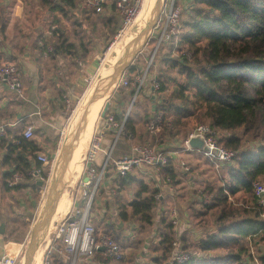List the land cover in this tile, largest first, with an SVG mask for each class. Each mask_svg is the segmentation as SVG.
<instances>
[{
  "label": "trees",
  "instance_id": "trees-1",
  "mask_svg": "<svg viewBox=\"0 0 264 264\" xmlns=\"http://www.w3.org/2000/svg\"><path fill=\"white\" fill-rule=\"evenodd\" d=\"M40 2L53 16L50 24L56 26L53 49L50 52L52 57L62 55L72 59L86 58L87 50L84 43L79 41L77 46L73 41H69L66 31L57 26L65 17L80 16L74 10L79 0L59 2L40 0ZM183 14H187V18L182 21ZM182 15L180 21L188 28L181 37L182 42L187 46L185 51L190 50L194 60H197L195 58L200 54L205 65L194 70L183 63L187 56H181L179 62L185 66L183 69H185L186 81L179 83L170 98L182 100L184 103L175 104L169 99L159 103L158 109L164 116L167 117L172 113L170 121H165L163 125L168 133L173 135L171 129L184 124L183 120L190 117L197 120L205 119L209 122L208 126L219 133L216 136L217 143L235 151L233 164L221 168L222 171L225 170L222 176L223 184L221 183L217 188L211 185L205 189L213 196L210 203H204L206 208L210 211L214 209L218 211L214 229L198 240L181 233L180 242L183 249L191 251L190 259L184 264H264V253L256 256L252 251L256 245H264V217L253 194V183L264 178V0H190ZM80 22L78 21V24L82 25V21ZM110 22L111 18H107L106 23ZM5 25L0 16V32L4 31ZM169 42L172 43L173 40ZM162 45L158 47L154 56L158 54ZM179 62L167 60L172 68ZM129 70L135 72L136 67H130ZM138 74H134L132 80ZM261 75L263 78L257 80ZM248 86L254 90V96L248 94ZM135 88L136 84L133 83L132 89L124 93L126 99L134 95ZM160 89H163V86ZM188 92H192V99L187 98ZM200 108L204 111L201 112ZM113 114L115 119L120 121L125 113ZM124 128L126 137L128 133L134 131L133 118L128 113ZM12 131L13 129L8 128L5 135ZM5 140L4 146L8 141L1 139L3 142ZM247 141L258 142L259 146L254 149L244 148L243 145ZM34 145L35 142L32 140L22 141L19 146H11L7 149L2 163L12 167V171L4 175V188L22 187L20 183L13 187L7 186L6 181L12 172L21 173L26 179L30 178L27 173L32 169L30 160L35 154L29 146L33 148ZM170 163L171 159L168 157L160 179L166 175L172 178L175 176ZM36 167H41L39 161ZM43 170L46 177L47 170ZM134 171L123 176L117 175L118 193L134 183L137 189L127 201L118 195L115 202L118 209L117 216L121 222L129 224L136 221L142 227L152 222V209L157 203L155 195L159 192L158 188L144 181L138 173L140 170ZM33 189L35 192L40 190L36 182L33 183ZM238 193L249 197L252 203L234 207L229 200ZM92 208L93 201L90 211ZM164 212L167 213L162 211L159 217L161 228L158 239L152 247L154 253L151 258L152 264H176L170 260L175 232ZM205 212L199 211L195 215L202 217L206 215ZM111 228L118 230L116 226L111 225L104 231L112 233ZM9 235H6V239H9ZM114 238L117 240L118 236ZM20 239L14 237L13 240L20 241ZM203 254L205 255L202 257ZM207 254L211 255L208 257ZM92 259L99 264L108 263L98 253ZM49 264L67 263L57 254L51 253Z\"/></svg>",
  "mask_w": 264,
  "mask_h": 264
},
{
  "label": "rangeland",
  "instance_id": "rangeland-1",
  "mask_svg": "<svg viewBox=\"0 0 264 264\" xmlns=\"http://www.w3.org/2000/svg\"><path fill=\"white\" fill-rule=\"evenodd\" d=\"M144 1V0H143ZM154 1V0H153ZM146 1H144L143 7L145 5L144 10L142 11L143 7L139 10L136 20L138 21V26L136 33L134 37H141V48L139 49L138 47L133 51L132 53H127V49L130 44V42L125 45L122 49L119 51H113L111 48H114V42H119L121 43L123 36L127 30L130 29V27L123 29L122 30L121 24H120V19L117 16L116 13L110 16H102V15H92L90 16L89 20L87 22H84V19H81L84 15V13L80 14V11H78L77 15H71L68 17H65L62 19V22L56 23L58 24L57 26L61 27L65 32V34L68 36L69 41H73L76 43L78 46L79 41L83 42L86 50H87V55L86 59L90 61L93 66H94V57L93 55L97 52H105L106 57L104 60V64L102 67L95 72H91V74L85 76L86 79L84 82L81 84V86L77 89H75V93L77 95L76 100L74 101V108L75 111L72 113L71 118H70V123L68 125L67 133L66 135L62 138V140L59 141V144L57 142V147H55L54 151V157L53 161H51L47 167V175L44 177V182L43 185L40 187V190L38 192H35L32 189H24L21 190L20 192H15L13 191L15 197L11 199L10 202V207H12L11 210V216H13L14 219L8 223V219L6 220V224L4 226V230L7 228V232L11 229L9 237H19L21 238V242L19 246L16 245L14 249V261L13 264H22L26 255H27V249L30 245V237H31V229L32 225L34 224V221L38 217V214L40 213L39 210L42 206L45 205L46 202H42V198L44 195V189L49 181V179L53 175V168L56 166L59 160V151L61 147L67 142L68 138L70 135L74 132L76 129L77 125L79 124L81 117L85 111V102L89 98L90 91H94L100 84L103 82L101 79V75L106 72L107 77L106 79L111 81L112 84L110 85L109 88L105 87L102 95L97 99V102L101 105V108L97 114V118L94 121V123H87L79 127V129L75 133V144H74V149L73 152H75V147L78 144V161L76 164L73 166V158H74V153L72 152L71 159L68 163L67 170L64 175V180H67V182L61 186L59 193H58V199L56 201V204L54 205L55 210L53 212V216L51 218L52 222L51 224L48 225L47 234H49L50 237V243L51 246L47 247V249L44 252L43 259H42V264L44 262V258L46 254L49 251V255H51L52 251V246L59 244L61 245V242L59 240H54V233L52 234V231L54 230L57 222L61 219L60 217L63 216V211H58L57 213L55 212L57 210V205L59 202V198L64 193L66 190H70L71 194V203L72 204V198L76 197L78 194V188H79V174L82 170L83 165L85 164V152L88 151L89 145L90 144V139H92L94 129L96 126L97 121L99 120L100 113L102 111V107L105 102H108V107L106 111H111L112 113H117V112H124L128 113L132 116V118H136L139 121V128H140V137L137 138L139 142L138 144H150L156 148L160 147L162 148L166 153H168L170 150H177L178 152H184V147H183V142L184 138L186 135L191 132L194 128V126L198 124H204L208 125V121L205 119L202 120H197L194 117H190L188 119L183 120L184 124H180L178 126H174L171 131L173 135H170L168 133L167 129H165V126L159 127L157 130L154 132H150L147 129V122L150 119L151 116L155 115V112H162L159 111V103L161 104L164 102V99H169L172 103L175 104H180L182 105L184 102L182 100L178 99H171L170 96L173 94L174 91H176L179 83H185L186 81V74H185V69H183L182 64H180L179 61H181V56L184 55L185 50H187V46L185 43L182 42L181 37L182 35L185 34L186 31H188L186 26L182 23L183 20L187 18L186 15H182V21H180V26H179V31L176 40H173L172 43L168 42L163 44L156 56H153L151 64L149 66V73L152 76L158 77L157 81L159 83V89L157 91H151L147 92L146 94H143V92H140L138 97L134 98L133 95L126 99L125 98V92L128 93L132 89L133 83L132 82V77L134 74H141L142 71L147 67L148 62L150 61V57L153 51V45L154 41L151 39L149 43L146 44L147 38H145V31L146 27H148L150 24H152V20L150 19L147 23L146 20L149 16L148 10L150 6V1H148V9L146 10ZM155 3L156 0L154 1V5L152 8V16L154 14V8H155ZM34 5L31 4L29 5L28 9H32V11H25V13H29L28 20L31 22V24L28 25V31L32 29V26L37 25V23H40L42 20V15L43 12L42 10L40 11L39 9H35L33 7ZM1 12V11H0ZM142 12V13H141ZM141 13V15H140ZM5 13L1 12V16L4 17ZM140 15V16H139ZM147 15V16H146ZM107 18H111L110 23H106ZM146 18V20H145ZM135 20V21H136ZM78 21H82V25L78 24ZM145 21V22H144ZM81 23V22H80ZM134 23V22H133ZM132 23V24H133ZM122 37V38H121ZM133 37V38H134ZM132 38V39H133ZM131 39V40H132ZM130 40V41H131ZM32 40H29L27 44L30 45L29 48H25L29 51H34L37 49L34 45H31ZM118 44V43H117ZM24 47V46H22ZM110 48V49H109ZM81 52V49L79 50ZM190 55L186 57V61L184 60V64L191 67L194 70L199 69V67H202L205 65V62H203L202 57L200 54L197 56V60H194V57L191 55V51L188 50ZM35 53V52H34ZM126 53V54H125ZM135 53V54H133ZM133 54V55H132ZM156 54V52H155ZM49 56H52L49 53ZM65 59V64L70 67V68H78V64L76 60H79L81 58H70V57H64L60 55ZM117 56V57H116ZM186 56V55H185ZM176 60L179 62V64L176 67H170L169 64L167 63V60ZM53 60V59H51ZM113 64V65H112ZM111 66V67H110ZM136 67V71L132 72L129 70L130 67ZM109 67V68H108ZM95 68V66H94ZM108 68L107 70H105ZM123 72H125L129 84L127 86H116L117 83V77L121 75ZM263 76H258L257 80L262 79ZM102 80V81H101ZM150 81H146V85H149ZM163 86V89H160V87ZM113 87V89H111ZM110 90V91H109ZM248 94L250 96H254V90L248 86L247 87ZM106 94L108 96L104 97ZM192 92L187 93V98L192 99ZM133 100V102H132ZM163 100V101H162ZM165 103H167L165 101ZM78 104V105H77ZM190 108H194L193 106H188ZM94 107L91 106L87 108L86 112L84 113L83 116V121H87L88 118L94 117L93 114L95 115L96 113H93ZM119 110V111H118ZM262 110V108H261ZM117 111V112H116ZM200 111L203 112L204 109L200 108ZM163 113V112H162ZM200 113V112H199ZM171 114L169 116H165L166 121H170ZM67 113V117L70 116ZM73 116V117H72ZM83 133V134H82ZM82 134V135H81ZM89 134V135H88ZM216 136L219 134L216 131ZM65 138V140H63ZM59 140V138H58ZM80 140V141H79ZM167 142L166 144H164ZM84 145H83V144ZM164 144V145H161ZM168 144V146H167ZM83 145V148H82ZM259 146L258 142H245L243 145L244 148H250L254 149ZM80 148V149H79ZM87 153V152H86ZM82 154V155H81ZM185 161L186 165L189 167V173L188 176L193 175L190 180L191 184L189 186L190 193H193L197 195L199 190H204L209 187V186H214L217 188L221 183L223 184L222 176L225 173V170L221 171H214L213 168H211V164L207 161L206 158L197 155L194 152H189L187 156L183 158ZM201 165V166H200ZM198 167H202L203 172H199L197 169ZM74 168V169H73ZM79 168V169H77ZM77 169V170H76ZM79 171V172H75ZM146 171V168L144 169V172ZM136 172V171H134ZM197 172V173H196ZM76 173H78L77 177H73ZM139 173V172H138ZM206 173V174H205ZM139 175L146 181L147 184H149L152 187H157L159 185L157 181L161 178V174H158L156 177L152 175L151 176H146L142 173H139ZM178 181L174 182L173 185H178L179 181L184 178V176L180 173L178 174ZM206 177H209L210 183L207 185L206 183ZM157 178V179H156ZM74 179V180H73ZM161 180V179H160ZM71 181V182H70ZM258 181L264 182V178L259 179ZM189 185V184H188ZM137 189V185L131 184L127 189L123 190L119 195L123 198L124 201H127L133 194V192ZM131 191V192H130ZM159 192V191H158ZM190 193H187L190 195ZM49 194V191H48ZM187 197H183L180 195L174 196L173 198H166L163 199L160 203L157 200V203L155 204L154 208L152 209V215L153 219L150 225H144L140 226L138 223L135 221L129 222L128 226L126 227V231L123 229H118V230H112V235L113 236H118V239L116 240L121 246L124 251V259L121 261H114V260H107V264H151V258L153 257L154 253L152 252V247L154 243L158 239V233L161 228V225L159 223V217L162 214V208H165L164 212L167 218L169 219L168 211L172 206H175L177 208L180 206H183L181 203L186 200ZM256 199V198H255ZM113 200H116L114 197ZM47 201V200H46ZM231 204L234 207H241L242 205L249 204V202L252 203L251 199L244 195L243 193H238L232 198H230ZM248 201V202H245ZM4 204L6 202L3 201ZM257 204V201H256ZM96 205V204H94ZM180 205V206H179ZM194 206H190L188 213L190 216V219L192 221L193 226L196 229H200L201 227L203 228H209L210 226H214L215 218L218 214L217 209L214 210H208L205 206L204 203L201 201L193 203ZM99 207L100 205H96L95 209L91 211L90 214V220L91 222L97 227L98 230L103 231L104 229L108 228V224H106V219H103L98 215V211H96V208ZM43 208V207H42ZM71 208V205H70ZM69 208V209H70ZM68 209V211H69ZM107 206V210H108ZM113 209V207H112ZM67 211V212H68ZM199 211H206L204 216L202 217H197L195 215ZM9 214V211H7ZM96 213L97 217H93ZM25 214V215H24ZM25 218L28 219V222L24 220ZM109 220V217L107 218ZM59 224V223H58ZM57 224V225H58ZM202 224L203 226H199ZM111 225V224H110ZM52 226V229H51ZM6 227V228H5ZM111 227V226H109ZM57 228V226H56ZM55 228V230H56ZM52 234V235H51ZM47 237V235H46ZM49 243V244H50ZM14 247V246H13ZM12 250H10V254ZM252 251L254 255H262L264 253V245L259 244L256 245L255 247L252 248ZM208 257L211 254H207ZM203 257V256H202ZM93 260V259H92ZM91 260V261H92ZM87 261L82 264H99L96 261ZM229 264V263H227Z\"/></svg>",
  "mask_w": 264,
  "mask_h": 264
},
{
  "label": "crops",
  "instance_id": "crops-1",
  "mask_svg": "<svg viewBox=\"0 0 264 264\" xmlns=\"http://www.w3.org/2000/svg\"><path fill=\"white\" fill-rule=\"evenodd\" d=\"M31 4L34 5L33 7H35V9H39L40 11L42 10L43 15L41 22L37 23V25L32 26V29L28 31V25L31 24V22H29L28 20L29 13L27 14L25 13V11L26 9L29 12L32 11V9H28L29 5ZM74 10L76 12L80 11V13H84V16L81 18L85 19L84 22H87L90 16L98 14L93 12L92 10L84 8L83 0H79V2H76ZM0 11L2 12V14L3 12L5 13L4 17H2L0 12V16L2 20L6 23L4 31L0 32V55L17 65L21 72V82L23 87V97L19 98L15 95V93L11 92L6 87V85L0 83V122L18 121L15 126L11 127V129H13L12 132H9L5 136L0 137V228H3V231H5L0 232L1 255L5 249L8 253H10V250H12L11 253L14 254V249L16 245L19 246L20 244L18 243L22 241L21 239L20 241H15L13 240V237H9V239H6V235L10 234L11 229L7 232V228L5 227L6 229L4 230L6 220L8 219V223H10L15 217L13 216L12 218H10L11 210H14L12 209V207H10L11 199L15 197L14 193L12 192H20L25 188L34 190L33 183H37L38 181L37 178L33 177H30L28 179L25 178L20 183L22 185L21 188H4V175L7 172H11L12 167L5 166L2 163V158L6 154L7 149H9L11 146L20 145L14 144L13 139L15 137L21 136L23 130L29 125L33 127V135L28 141L32 140L35 142V145L33 146V148L35 149L29 146V149H32L35 154L34 158H31L30 160L31 167H36V155L40 152H44L47 156L54 157V149L58 146L57 142L59 144V130L65 125L67 127L70 122V120L67 121V112L64 111V98L71 97L74 100L77 98V95L74 92L75 89L81 86V84L86 79L85 76L91 74V72L93 73L96 71L97 63L94 58V68L93 64L90 61H88L86 58H81L79 60H76L79 66L78 68H70L65 64V59H63V57H61L60 55H57L55 57L49 56V54L44 53L42 48L37 46L36 43L38 33L40 31H45L50 25H52L50 24V22L53 18L48 9H46V7L41 4L40 0H0ZM114 13L115 10L113 6L107 5L105 6L104 11L98 15L110 16ZM29 40H32L31 45L35 44L34 46L37 48L34 51H29L25 49L30 47V45L27 44ZM98 53L100 52L95 53L93 57ZM146 91L151 92L150 85L144 86L140 92L146 94ZM138 95L136 96V98L138 97ZM117 113L120 114L121 111ZM133 122L134 131L130 132V136L128 135L127 137H116L115 133L111 130H106L104 132L102 145L107 152L111 153L112 157L115 158L123 154L130 153L132 151V147L138 144L137 142L139 141L137 140V138L140 137V128L138 127L139 121L138 119L133 118ZM1 139H7L8 144L4 146L6 140L3 142L1 141ZM166 143L167 142H165L164 144ZM184 150V152L170 150L167 153L171 159L170 164L174 170L175 176L173 177L174 181L172 182L170 190V186H163L162 179L157 181V183L159 184L157 185V187L160 193V197L158 200L159 203L163 199L173 198L177 195L187 197V193H190L189 190L187 191V189H189V186L191 184L190 178L193 175H190L189 177L188 174H190V170L186 171L184 167L180 164V162L183 161L185 163L183 158L187 156L189 152H194L202 157L204 156L202 155V153L196 150H186L185 148ZM103 157L104 155L101 152L97 155L95 162L96 168L100 167L103 161ZM207 161L210 163L208 159ZM84 165L82 167L78 179H80L81 177H85ZM47 167L48 166H44L43 169H47ZM211 168L216 171L213 166ZM76 170L75 172H79ZM197 170L201 173L205 169L202 171V167H198ZM146 171L144 172L143 169L140 170L139 173H142L148 177H152V174L149 173V169L146 168ZM161 173L162 171L159 174ZM180 173L184 176V178L179 181L178 185H173L174 182L179 180L177 176ZM77 175L78 173H76L73 177L75 178L77 177ZM116 178L117 175L115 174L112 165L109 164L107 166V174L101 181L100 186L98 187L93 197L92 210L95 209L96 205H100V208L97 207L96 211L99 212L98 215L102 218V220L106 219V224H108V226L114 225L117 229H123L126 231V227L128 226V224L119 220L117 216V204L115 200H113L114 197L116 198L119 195L116 190ZM205 180L207 185H209V177H206ZM66 182L67 180H64L62 186ZM200 191L202 190H199L197 195L190 193L186 200L181 203L183 206H177L180 219V225L178 226L179 232L189 235L194 240H198L204 237L207 233L214 229V226L212 225L209 228L201 227L200 229L195 230V227L193 226L192 221L190 219L188 213L189 207L194 206L193 203L195 202H200L198 195ZM3 201L6 202V204H4ZM70 205L71 207H77L81 205V199L79 197V188L77 196L72 198V204ZM107 206L109 208L108 210ZM194 207L196 208V206ZM170 209L168 211V215ZM162 210L164 211L165 208H162ZM7 211H9V214L7 213ZM64 212L65 211H63V213ZM92 216L97 217L96 213ZM108 217L109 220H107ZM24 220L28 222L27 218H25ZM188 224H190V226ZM97 231L105 232L104 230L101 231L98 229ZM48 242H50V237L49 234L46 237L45 233L41 245L33 255V264H41L44 252L47 249V246L49 245ZM204 255L205 254H203L202 256Z\"/></svg>",
  "mask_w": 264,
  "mask_h": 264
},
{
  "label": "built area",
  "instance_id": "built-area-1",
  "mask_svg": "<svg viewBox=\"0 0 264 264\" xmlns=\"http://www.w3.org/2000/svg\"><path fill=\"white\" fill-rule=\"evenodd\" d=\"M59 2L60 0H53ZM159 5L155 14V20L152 28L145 38L147 43L152 39L154 41L153 51L148 62L147 67L141 74L135 75L131 83L136 84L135 98L144 86L146 81H150V91H157L159 83L155 76H151L148 69L152 58L155 55L158 47L171 40H176L181 15L184 9L189 5L190 0H156ZM143 0H83L84 8L92 10L95 13H102L105 6L112 5L115 13L120 19V24L123 29H126L134 22ZM56 26L50 25L45 31L38 33L37 45L43 49L45 54H49L53 49L54 35H56ZM141 48V47H140ZM108 51V50H107ZM105 52H100L94 56L98 71L104 64L106 57ZM187 57L190 55L188 51L184 52ZM130 67V66H129ZM116 86H127L130 82L123 72L117 77ZM0 83L6 87L19 98L23 97V87L21 82V72L16 64L5 59L0 55ZM76 100V99H75ZM74 99L71 97L64 98V111L69 115L75 111ZM133 102V100H132ZM71 115L68 116L67 121L70 120ZM127 112L119 121L116 120L112 112L106 111L103 117H100L96 123L92 139L89 144L88 151L85 155V177L79 179V197L81 205L71 207L66 213L62 221L57 225L54 232V240H59L61 245L56 244L52 246V253L60 256L67 264H81L91 260L96 253H100L103 259L121 261L124 259V251L122 246L115 240L111 232H98L95 225L90 220V208L93 197L100 186L101 181L107 174V166L112 165L116 175H126L132 173L134 170L149 169V173L157 176L161 171L165 170L168 162V154L160 148H156L150 144H137L132 147V151L123 154L119 157H112L110 152H107L102 145L104 132L111 130L116 137L124 136L126 133L124 122ZM166 121L162 112H158L151 116L147 122V129L154 132L161 127ZM18 121L0 122V136L5 135L6 130L17 124ZM66 131V125L59 130V141L62 140ZM216 132L208 125L198 124L194 126L193 130L188 133L184 139L183 146L186 150H193L189 148L188 139L193 136L202 137L206 150L201 151L194 149L207 158L214 169L219 171L224 166H231L235 151L224 147L217 143ZM33 135V127L27 126L21 136L15 137L13 143L19 145L22 141H28ZM130 136V133H128ZM103 153V161L99 168H96V157L99 153ZM36 160L40 162L41 167L32 168L27 175L31 178H37L44 182L43 167L48 166L53 157L47 156L44 152L36 155ZM180 164L187 171L189 168L181 161ZM148 172V171H146ZM24 176L18 172H12L7 179V186L13 187L24 180ZM157 179V178H156ZM163 186H170L174 178L166 175L162 179ZM253 194L256 198L257 205L262 209V216L264 217V182L255 181L253 183ZM199 199L202 203L208 204L212 201L213 196L206 191H200ZM160 193L155 195L159 199ZM170 222L174 228L175 239L172 241V249L170 260L176 264H184L190 259L191 251L185 250L180 242L181 233L178 226L180 219L178 209L172 207L169 212ZM190 226V224H188ZM14 257H12L7 250L0 255V264H13ZM50 263L49 251L44 258L43 264Z\"/></svg>",
  "mask_w": 264,
  "mask_h": 264
},
{
  "label": "bare ground",
  "instance_id": "bare-ground-1",
  "mask_svg": "<svg viewBox=\"0 0 264 264\" xmlns=\"http://www.w3.org/2000/svg\"><path fill=\"white\" fill-rule=\"evenodd\" d=\"M146 1V10L148 9V1H150V6H149V10H148V13L149 16L145 18L146 20V23L152 19V8H153V5H154V1L153 0H144ZM143 1V3H144ZM143 7V4L141 6V8ZM140 8V9H141ZM145 8V5L142 9V11L144 10ZM142 13V12H141ZM140 13V15H141ZM139 15V16H140ZM147 16V15H146ZM136 20V19H135ZM134 20V23L132 24V26L130 27L129 30H127L123 36V39L121 41V43L119 42H114V48H111L113 51H119L120 49H122L125 45H127L129 42V46L128 49H127V53H132L133 51H135V49L138 47V44H137V36L134 37L135 33H136V30H137V26H138V19L135 21ZM145 22V21H144ZM134 37V38H133ZM122 38V37H121ZM133 38V39H132ZM132 39V40H131ZM131 40V41H130ZM118 43V44H117ZM110 49V48H109ZM126 54V53H125ZM117 57V56H116ZM113 65V64H112ZM111 67V66H110ZM109 68V67H108ZM108 68H106L105 70H107ZM107 77V74L106 72H104L102 75H101V79L103 80V82L100 84V86H98L94 91L91 92L89 98L87 99V101L85 102V111L84 113L86 112L87 108H89L92 104V106L94 107V111L93 113H96L95 115L93 114L94 117H90L88 118L87 121H83V116H84V113L81 117V120L79 122V124L77 125L76 129L74 130V132L70 135V137L68 138L67 142L61 147L60 151H59V160H58V163L56 164V166L53 168V175L52 177L49 179L45 189H44V195H43V198L41 199L42 202H46L47 200V197H48V191L50 192V189L53 187V185H55L56 183V179H57V176L60 175V182H59V187L61 188L62 186V183L64 181V175H65V172L67 170V166H68V163L71 159V156H72V152H73V149H74V144H75V133L76 131L79 129V127L82 125V123L84 124H87V123H94V121L96 120L97 118V114L101 108V105L97 102V99L102 95V92L104 90V88L108 87L112 84V80L109 81L106 79ZM101 80V81H102ZM113 85V84H112ZM114 86V85H113ZM113 89V87L111 88ZM110 91V90H109ZM108 96V94H106L104 97ZM78 105V104H77ZM73 117V116H72ZM83 134V133H82ZM81 134V135H82ZM89 135V134H88ZM91 140V139H90ZM80 141V140H79ZM83 144V143H82ZM84 145V144H83ZM83 145H82V148H83ZM89 145V144H88ZM75 152H74V158H73V166L76 164V162L78 161V144L77 146L75 147ZM80 149V148H79ZM87 152V151H86ZM85 152V154H86ZM82 155V154H81ZM75 167V166H74ZM79 169V168H77ZM74 180V179H73ZM71 182V181H70ZM59 188V190H60ZM58 199V198H57ZM70 203H71V195H70V192L68 190H66L64 193H62V195L60 196L59 198V202H58V205H57V210L55 211L56 213L58 211H65L63 213V216H61L60 220L57 222L60 223L62 221V219L65 217L66 213H67V209L70 207ZM56 204V203H55ZM54 204V205H55ZM43 207V206H42ZM42 207L40 208L39 212L41 213V210H42ZM55 207V206H54ZM53 207V212L55 210V208ZM67 210V211H66ZM53 212H52V216H53ZM40 213L38 215H40ZM51 216V217H52ZM54 217V216H53ZM53 219V218H52ZM50 222H51V219H50ZM50 222L43 228L41 229L37 235H36V238H35V243H34V249L32 250L30 247H28L27 249V255H30V259L26 262V264H31L32 263V259H33V255L34 253L37 251V249L39 248V246L41 245L42 243V240H43V237L46 233V235H48L46 232L47 231V228H48V225L50 224ZM56 224V226H57ZM41 225H43V221L40 220L39 223H38V227H41ZM55 226V228H56ZM55 228L54 230L52 231V234L55 232ZM51 229H52V226H51ZM51 234V235H52ZM52 241V240H50ZM47 243V242H45ZM50 243V242H48ZM48 247V246H47ZM40 252V251H39ZM10 254V253H9ZM12 257H14L15 255L13 254H10ZM35 260V259H34ZM33 264V263H32ZM42 264V262H41Z\"/></svg>",
  "mask_w": 264,
  "mask_h": 264
},
{
  "label": "water",
  "instance_id": "water-1",
  "mask_svg": "<svg viewBox=\"0 0 264 264\" xmlns=\"http://www.w3.org/2000/svg\"><path fill=\"white\" fill-rule=\"evenodd\" d=\"M158 5H159V1H156L154 11L157 10ZM152 18H153V20L152 19L151 20L154 23L155 14H153ZM153 23L150 24L148 27H146L145 31H143V33H145V36H147V34L149 33L150 29L153 26ZM140 40H141V37H137V44H138V48L139 49H140V46H141ZM133 54H135V53H133ZM89 93H91V91ZM107 107H108V102H105L103 107H102V111L100 113L101 117H103L105 115ZM67 128H68V126H67ZM66 133H67V129L65 131L64 136L66 135ZM63 140H65V138ZM187 144H188L189 148H191L193 150L194 149H198V150H201V151L206 150L204 141H203L202 137H200V136H193V137L189 138ZM59 182H60V175L57 176V179H56V182H55L56 184L53 185V187L50 189V192H49L48 197H47V201H46L45 205L43 206L40 215H38V217L34 221V224L32 225V229H31L32 231H31V237H30V245H29V247L32 250L34 249V243H35V238H36L37 233L41 229H43L50 222V219H51V216H52V212H53V207H54V204L56 203L57 198H58V193H59V188H60L59 187ZM37 184L41 187L43 185V181L42 180H38ZM40 220L43 221V225H41V227H38V223H39ZM2 231H3V228H0V232H2ZM29 259H30V255H26V257H25V259H24L22 264H26V262Z\"/></svg>",
  "mask_w": 264,
  "mask_h": 264
}]
</instances>
